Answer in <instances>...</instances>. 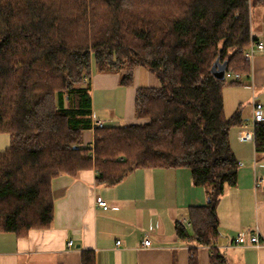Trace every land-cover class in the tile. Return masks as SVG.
<instances>
[{"label":"trees","instance_id":"trees-1","mask_svg":"<svg viewBox=\"0 0 264 264\" xmlns=\"http://www.w3.org/2000/svg\"><path fill=\"white\" fill-rule=\"evenodd\" d=\"M254 6L264 0H0V134L11 140L0 152V232L49 229L61 175L95 170L98 185L115 187L139 169H185L208 203L187 209L191 228L177 223V235L216 243L218 204L238 180L230 134L243 121L240 110L225 117L227 79L211 69L250 74ZM94 66L124 86L145 68L159 86L139 87L136 122L96 130L91 148ZM255 149L264 155V122ZM210 264L228 260L213 248Z\"/></svg>","mask_w":264,"mask_h":264},{"label":"crops","instance_id":"crops-1","mask_svg":"<svg viewBox=\"0 0 264 264\" xmlns=\"http://www.w3.org/2000/svg\"><path fill=\"white\" fill-rule=\"evenodd\" d=\"M260 11L258 18L252 9V38L264 42V8ZM250 68V74L244 75L246 82L242 80L236 87H251V96L255 91L260 101L264 97V53L255 56ZM141 71L136 69L132 86H124L120 75L99 72L94 66L90 79L93 119L105 124L135 123ZM146 76L148 87L159 86L155 76L154 80L150 74ZM121 91L127 109L125 115L118 116ZM236 107L242 112L243 123L247 122L252 115V98ZM98 112L107 116L97 119ZM94 140L93 130L85 133L86 145ZM230 141L238 160V180L218 204L220 237L213 245L182 240L176 232L177 223L188 220L189 207L208 203L206 190L194 186L190 171L139 169L121 184L106 187L97 184V173L90 170L76 177L61 175L53 181L55 213L49 229L32 230L26 237L0 232V264H82L85 253L94 255L95 264H210L213 248L226 255L228 264H264V155L257 154L254 143H238L235 135L231 134ZM9 142L0 138V152L10 146ZM258 179L262 180L259 187ZM97 197L107 207L97 206ZM240 232L246 234L248 244L234 246L233 239ZM255 234L260 247L249 243ZM146 239L151 240L148 248L143 245Z\"/></svg>","mask_w":264,"mask_h":264},{"label":"built area","instance_id":"built-area-1","mask_svg":"<svg viewBox=\"0 0 264 264\" xmlns=\"http://www.w3.org/2000/svg\"><path fill=\"white\" fill-rule=\"evenodd\" d=\"M258 53H264V42L263 41H257L253 40L245 53L244 57L245 59L252 63L253 60L255 59L256 54ZM225 79L231 80L233 82H242L244 79V75L241 73H236L232 70L226 71L225 73ZM86 82H89L90 79L85 78ZM264 122V105L259 101L255 91H253L252 95V119L251 121L244 122L237 133V138L240 142L242 143H254L256 140V130H257V125L260 123ZM105 128V123L98 121L96 119H93V124H92V130L95 132L96 130L103 129ZM93 144L90 145L91 148H93ZM262 185V180L258 179L257 180V187ZM96 205L99 207H107L106 202L101 199V198H96ZM184 227L186 228H191V224L189 220H183L180 222ZM249 243L256 246L260 247V239L259 235L255 234L252 235L251 238L249 239ZM72 242H70L71 246ZM121 243L118 241L117 245L119 246ZM248 244V239L245 233H238L234 239H233V245L234 246H245ZM144 247L148 248L151 246V240L146 239L144 240Z\"/></svg>","mask_w":264,"mask_h":264},{"label":"rangeland","instance_id":"rangeland-1","mask_svg":"<svg viewBox=\"0 0 264 264\" xmlns=\"http://www.w3.org/2000/svg\"><path fill=\"white\" fill-rule=\"evenodd\" d=\"M264 7L263 6H254L253 7V12L255 14L256 17L259 18V14H260V10H262ZM259 54L261 53H258L256 54V56H258ZM142 71H141V76L139 78V86L140 87H148L147 84H148V79H147V76L146 74H150L151 76V79H153L152 77H154L155 75L153 73H151L148 69H145V68H140ZM114 74V73H113ZM116 74V73H115ZM120 75V74H118ZM158 83H159V80L157 79V77L155 76V78ZM153 79V80H154ZM245 83L246 80H243ZM233 81L231 80H226V85H225V88H224V102H225V117L227 118H230L232 115H234V113H236L238 110H235L237 107L236 105H238L240 102H245L246 100H248L250 97L252 98L251 96V91H252V88L251 87H246L245 85L244 86H240V87H236V86H233L231 85ZM125 87L122 89L124 91ZM124 93V92H123ZM117 106H118V116H122V115H125V111L127 109V106H126V99H125V95L122 96V91L119 92V96L117 97ZM261 103L264 102V97L261 98ZM264 105V104H263ZM112 113V112H111ZM103 115H104V112H103ZM101 114V112H98L96 117L97 119L99 118H104L107 116V114L104 115ZM251 116V117H250ZM250 119H248V121H251L252 119V115H250ZM105 123V122H104ZM127 123L126 122H108V124L106 123L105 124V127H109V126H114V125H126ZM237 128H233L231 130V134L237 139L238 143L240 142L237 138ZM230 134V136H231ZM0 138L3 139L5 142L7 140V142L10 141V136L7 135V134H0ZM10 143V142H9ZM6 147V146H5ZM5 149V148H3Z\"/></svg>","mask_w":264,"mask_h":264},{"label":"water","instance_id":"water-1","mask_svg":"<svg viewBox=\"0 0 264 264\" xmlns=\"http://www.w3.org/2000/svg\"><path fill=\"white\" fill-rule=\"evenodd\" d=\"M226 69H227V62H224L221 65L215 64L212 67L211 72H212L213 76L215 78H217L218 80H224L225 79Z\"/></svg>","mask_w":264,"mask_h":264}]
</instances>
